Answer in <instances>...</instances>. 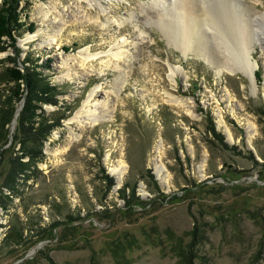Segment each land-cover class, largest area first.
<instances>
[{
  "label": "rangeland",
  "instance_id": "rangeland-1",
  "mask_svg": "<svg viewBox=\"0 0 264 264\" xmlns=\"http://www.w3.org/2000/svg\"><path fill=\"white\" fill-rule=\"evenodd\" d=\"M172 1L155 7L153 0H111L102 3L105 14L86 0L20 2V59L30 54L48 64L40 71L61 92L58 106L42 109L73 112L44 141L31 178L15 192L3 188L21 152L15 119L0 140V243L17 221L27 227L25 237L62 222L34 246L0 249V264H264V42L250 46L254 82L242 73L219 76L197 39L184 58L162 34V18L181 30ZM206 4L221 17L216 0ZM241 4L240 24L264 39V0ZM215 30L196 29L213 53L205 56L210 62L224 59L225 30L234 41L229 28ZM87 48L97 59L82 66ZM8 56L16 58L12 48L0 52V62ZM84 108L101 121L82 127L76 117ZM73 134L80 138L68 146ZM120 166L119 181L112 170Z\"/></svg>",
  "mask_w": 264,
  "mask_h": 264
},
{
  "label": "trees",
  "instance_id": "trees-1",
  "mask_svg": "<svg viewBox=\"0 0 264 264\" xmlns=\"http://www.w3.org/2000/svg\"><path fill=\"white\" fill-rule=\"evenodd\" d=\"M21 1L3 0L0 5V43L8 45L1 47L0 52H6L12 48L16 54V58L8 56L6 60L0 62L3 63L0 84L5 85L1 96L5 99L0 108V129L2 130V134L0 131V140L3 137L7 140L10 133L9 126L15 119L16 105L24 101L22 111L17 117L15 134V141L16 144L20 145L21 152L12 159L11 170L3 184V188L11 192H15V185L19 181L26 182L31 178L27 172H30L40 160L44 141L55 128L61 125L62 120L68 118L66 111L73 112L70 106H64L65 110H58L50 115H47L42 109L43 105L58 106L57 97L61 92L57 86L51 84L45 73L40 71L41 68H46L48 64L45 66L39 64V60H32L30 54L22 61L20 59L23 52L18 47V41L24 34L26 25L22 21V15L19 11ZM35 30L36 26L33 23L27 27L28 32L33 33ZM19 62L21 65H18ZM257 80L259 83L262 82L259 74ZM39 110H43L42 113ZM6 126H8L7 129ZM24 158H29V162H23ZM110 182L113 185V181ZM6 206V202L2 201V207L5 208ZM68 215H70V217L68 216L69 222L73 223L76 217L72 213ZM61 225L62 222L54 221L50 226L41 228L36 234H29L25 237V231L28 229L20 221H17L0 243V249L7 248L12 251L18 246L27 244L34 246L41 242L43 237H46V232L49 229L54 230ZM49 233L51 235L52 231L49 230Z\"/></svg>",
  "mask_w": 264,
  "mask_h": 264
},
{
  "label": "bare ground",
  "instance_id": "bare-ground-1",
  "mask_svg": "<svg viewBox=\"0 0 264 264\" xmlns=\"http://www.w3.org/2000/svg\"><path fill=\"white\" fill-rule=\"evenodd\" d=\"M88 2H96L98 6H100L103 9V13L105 14L106 11L103 7V2H110L111 0H86ZM154 6L156 7L158 4L162 7L167 2V0H153ZM209 0L204 2V0H173L171 2V15L175 17L177 23L179 24L181 30L178 32L174 29H168V26L164 24L163 21L164 18L161 19V21H158L160 26L159 28L162 30V34H164L165 38L167 39L169 45H173L175 50L178 51L184 58L189 57L193 51V43L196 40L197 44L195 45L199 50L200 53L203 54L204 59L209 64H212L217 69V74L219 76L222 75L223 72H227L231 75L236 73H242L245 75L250 81L254 82L255 80V71L257 70L258 65L255 62H251L250 58L252 56L251 47L253 45V49L255 46H260L263 44L264 39L259 36L257 33H255L256 37L253 36V30L252 27L249 29V27H244L240 23L244 20L240 19V16H243V11H245V6L241 4V0H216L218 3L215 8L218 7L220 10L219 13L220 16L223 18L221 20V17L214 15V10L210 8L206 3H208ZM200 3V6H197ZM157 3V5L155 4ZM154 8V7H153ZM152 9V8H150ZM163 9V8H162ZM168 10V6L165 10V12ZM251 11L250 9H248ZM153 12V11H152ZM158 12V16H161L160 11ZM164 12V13H165ZM242 12V13H241ZM253 12V11H252ZM166 14V13H165ZM169 14V13H168ZM174 14V15H173ZM226 14V15H223ZM258 12L255 10L253 12V15L250 17L251 20H254L256 18V15ZM244 17V16H243ZM241 17V18H243ZM161 18V17H160ZM160 18L158 20H160ZM255 21V20H254ZM256 22V21H255ZM107 23H109L107 21ZM154 23V22H153ZM205 24L206 27L211 29L213 32L216 28L221 29L223 27L229 28L231 33L234 36V41H230L227 37L226 33L229 34L228 30L224 31L222 33L223 35L219 36L221 39V42H219V48L225 47V50L227 52L223 53L221 52L224 59L220 58L219 56L216 57L215 62H210L209 55L213 53L207 52V45L203 42L202 43V34L196 31L198 27L201 28L203 24ZM253 23V21L251 22ZM224 24V25H223ZM245 24V23H244ZM246 26V25H245ZM217 29V30H218ZM215 30V32L217 31ZM223 30V29H222ZM221 30V31H222ZM220 31V30H219ZM218 33V32H217ZM264 35V32L262 33ZM57 35H53V38L50 40L51 43L57 42ZM218 38V37H217ZM196 48V49H197ZM195 50V49H194ZM223 51V50H222ZM85 53L88 54L82 61L81 65L85 66L86 61H89L90 59H97V56H91L89 49L87 48L85 50ZM123 55V52L114 53L113 57L119 58ZM208 58H206V57ZM176 70V69H175ZM175 73L178 72L175 71ZM175 73L173 75L175 76ZM95 93H92L90 95V98L94 96ZM92 108V107H91ZM85 110L86 108L82 109V111L77 115L76 119H82L80 124L82 127L86 126H95L98 122L101 121V116L97 114L96 110L92 109ZM84 114V116H82ZM229 138L231 139L232 136ZM80 138V135L73 134L71 140L68 142V146H70L72 143L77 141ZM159 146V152L162 148V143ZM124 169L120 166L118 168H115L112 170L113 174L116 175L117 179L120 181L122 171ZM163 169L160 167L158 168L159 175L162 174Z\"/></svg>",
  "mask_w": 264,
  "mask_h": 264
},
{
  "label": "water",
  "instance_id": "water-1",
  "mask_svg": "<svg viewBox=\"0 0 264 264\" xmlns=\"http://www.w3.org/2000/svg\"><path fill=\"white\" fill-rule=\"evenodd\" d=\"M18 114H19V111L16 113V118H17ZM16 118H15V120L13 122V125H16V123H17V119ZM44 244L45 243H41L38 248H36L35 250H33V252H32L31 255H34ZM29 256L27 255L26 258L29 257Z\"/></svg>",
  "mask_w": 264,
  "mask_h": 264
}]
</instances>
